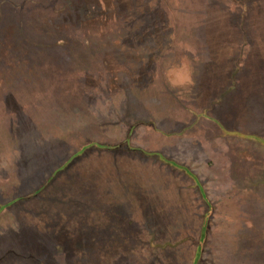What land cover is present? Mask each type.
Wrapping results in <instances>:
<instances>
[{
    "label": "rangeland",
    "instance_id": "obj_1",
    "mask_svg": "<svg viewBox=\"0 0 264 264\" xmlns=\"http://www.w3.org/2000/svg\"><path fill=\"white\" fill-rule=\"evenodd\" d=\"M1 1L12 16L0 10V53L14 52L23 23L51 35L40 18L63 9L62 0ZM79 2L54 35L73 61L60 58L31 90L0 78V264H194L198 248V264H264V143L249 139L264 141V0H141L125 27L115 3L132 13L134 0ZM89 10L107 19L89 23ZM145 33L161 52L150 72H115ZM126 137L188 168L206 200L145 153L96 147ZM157 222L166 231L155 236ZM79 229L96 258L92 247H66Z\"/></svg>",
    "mask_w": 264,
    "mask_h": 264
},
{
    "label": "trees",
    "instance_id": "obj_2",
    "mask_svg": "<svg viewBox=\"0 0 264 264\" xmlns=\"http://www.w3.org/2000/svg\"><path fill=\"white\" fill-rule=\"evenodd\" d=\"M62 1H63V4H62L63 9H61L59 11L52 9L51 13L49 14V16L51 15L49 17V19H47L45 17L40 18V16H38L40 19H42V21H45V22L51 21L50 23H52V28H48V29H53L52 32L50 33L51 35L46 36L45 34H42V32H40L41 34L37 33V35H36L32 29L30 30L29 25L27 26L25 23H23V24H21V33L16 34V38L18 39L19 44H15V43L11 44L15 48L14 52L6 53V51L4 50L0 53V56L2 58V59H0V78L4 80V83L6 85L10 82L12 83L11 85H13L14 80H20L21 85H23L24 87H28L31 90L32 88H34L37 85V82L40 81V78H42L44 75H46L47 72H52L53 70L55 71V69H53V68L56 67L55 65L57 64V62L59 61L60 58L66 57V58H69L70 61H73L72 58L70 59V56L68 55L67 52H65V53L61 52L62 47L64 45H67V44H63L66 41H64L62 38H60V39L56 38L55 36H56V33L59 34L63 31V29H65L64 27L66 24L70 25V23L72 22V18L74 17V14H73L74 5H75V3L77 5V4H80L81 2H79L80 0H62ZM135 1H137L139 3H136ZM134 3H135V11H132V13L131 12L129 13L127 11L124 12L125 11L123 9L124 5L123 6L122 5H116V3H115V11L112 13V14H114L112 16L117 18L116 20H118L120 18L125 19L124 21H126V24H123L124 25V26L122 25L123 27L128 26L129 25L128 23H131V21H133V19H135V17L138 16L137 10L139 7H137V6L141 3V0H134ZM6 6H7V4L0 0L1 12L5 13L4 9H6ZM117 8H120L121 10H119L117 12ZM25 11H28V10L24 9V10H21L20 12L17 11L18 17L20 18L18 21H20L21 23H22V21L24 22V20H21L23 18H22L20 13H24ZM89 12H90V10L87 11L86 12L87 15L84 16V17L88 18L89 23L95 22V21L105 22V20L107 19V11H105L104 13H102V11H100L98 14L97 13H89ZM115 14H117V15H115ZM10 16H12L11 13H7V14L5 13L3 16V19H7V18L9 19ZM35 20H36V18H35ZM54 24H56L55 26L58 27L59 32L56 31V29L54 28L55 27ZM97 29H98V32H100V33L103 32L102 36L105 37V32H104L105 30L101 29V27L97 28ZM137 30H138V28H137ZM124 33L126 34V36L128 35V32L124 31ZM145 35H146L145 39L143 40V43H145L144 45L142 43H140V44L138 43L139 45L127 43V45H130V46H127V48L129 50L127 49L126 56L120 57V60L117 57V59L119 61H121L123 63V65L121 67H117L116 68L117 71H115V72H117L121 75L125 74L126 76H128L129 74L135 75L136 72H139L141 74H146L147 72H150V70H151L150 64L153 62L152 59L154 58L153 54H157L156 57H158V55L161 54V52H157L158 51L157 49L159 47H157L156 44H155V46L152 47V45L150 43L151 41H149L150 36L148 35V33H145ZM131 36H133V35H131ZM37 37H43V38H42L41 42H38L35 44L34 39H36ZM123 37L124 36H121V35L118 36V38H123ZM125 38L126 37H124V39ZM19 40H21V41L19 42ZM31 40H32V42H31ZM104 46H105L106 50L112 51V49H110L112 47L111 43H105ZM154 47L156 48L157 51L155 50ZM151 52H152V55L150 56L149 54H151ZM115 53H117V52H115ZM151 60H152V62H151ZM138 61H139V64H137ZM3 62H4V64H1ZM98 63H99V65L102 66V64L108 63V61L99 60ZM89 67H91V66H87L86 68H89ZM103 70H104V67L102 66L101 67L102 73L100 72L101 76L98 78V81H103V83H105L107 86H109V80L106 78L107 75H109V73H108V71H103ZM104 72L106 74H104ZM29 73L30 74L35 73V74H34V76L30 77V76H28ZM66 76L67 75H65V77ZM34 77H36V79H35L36 81L33 84H30V79H32ZM131 84L133 85V83H131ZM106 85L102 84L103 87H106ZM125 93H127V95ZM123 94H124L123 98H122L123 100L126 98H131L132 100H134L133 99L134 98V92H132V93L131 92H123ZM115 97H117V96H115ZM113 98L114 97H112V99ZM135 105L136 104L134 103L132 108H135ZM151 125H153V124H151ZM128 139H129V137H126L120 144H117L116 146H113V147H108L105 145H97L96 146L95 144L90 143L87 145V148H85V146L83 148H85V150H86L88 148H91L92 145H95L97 148H100L106 152L116 153V151L118 150V147L121 148V146H122L124 150L128 151V155L134 154L135 152H138L141 155L142 154L144 155V153H145L144 157H146L147 159L150 158V159H153L157 162H160L162 166H164L166 168H170L172 171H174L169 176L172 183H178V180H179L178 178L180 175H184L185 177H187L191 181H194L193 185L195 186V188L198 189V192L201 195V198L203 199V201L206 200L205 194L201 188L200 183L197 182V178L195 177L194 174L191 173V171L188 168H186L185 166L180 165L179 163L163 156L160 153L145 152L142 149H136L134 147H131V144H130ZM249 139L253 140V141L257 140V142H259V143H264V141L262 139H259L255 136H250ZM77 156L78 155H75V157H70L68 159L67 163H69V161L71 163H73L75 161L74 159H76ZM160 168H162V167L160 166ZM61 170L56 171L53 176L51 175V177L48 179L49 181L47 180V183H49L51 180H53V178H55L58 173L62 172ZM161 170H162L161 174L164 175V171H163L164 168H162ZM180 188H182L181 185H180ZM182 189H184V188H182ZM33 195H34V193L29 195V196H24L22 198H19L18 202H22V200H28V199L32 198ZM2 208H4V207H1V209ZM1 209H0V211H1ZM208 213H207V215H205V217L202 218V220H203L202 221L203 222L202 232L207 229L206 225H207ZM181 218L182 217L179 216V221L181 220ZM166 223L167 222H165V224ZM152 224L154 227H153V231H150V233L155 235V236L159 235V232H162V230H163V224L164 223L157 222V223H152ZM175 228H177V227L175 226ZM165 231L166 230H164V232H162V233H165ZM75 233L76 232L74 230L73 233H71V236H69V234H66V240H67L66 241V247L69 250L71 249V251L74 249V252L76 251V252H81L84 254H85V252H84L85 250L87 252H90L89 249H90V247H92L93 249H95V251L91 252L92 253L91 257L96 258L98 256V252H96V247L94 246L95 244H89L88 243L89 240L87 238L88 237L87 235L82 236L83 239L81 241L80 240V237H81L80 236V233H81L80 229L77 232L78 235ZM73 235H74V238H73ZM203 235H205V234L204 233L201 234L200 240L203 238ZM75 239H78L76 244L74 241ZM198 242H200V241H198ZM78 244H80V245H78ZM198 246H199V243H198ZM153 252H154V250H153ZM200 254H201V248H200V250L198 248L197 258H195L194 264H198Z\"/></svg>",
    "mask_w": 264,
    "mask_h": 264
}]
</instances>
